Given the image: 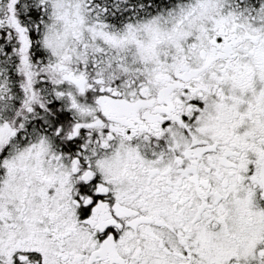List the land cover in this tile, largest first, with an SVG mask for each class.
<instances>
[{"label":"snow or ice","instance_id":"obj_1","mask_svg":"<svg viewBox=\"0 0 264 264\" xmlns=\"http://www.w3.org/2000/svg\"><path fill=\"white\" fill-rule=\"evenodd\" d=\"M0 264H264V0H0Z\"/></svg>","mask_w":264,"mask_h":264}]
</instances>
